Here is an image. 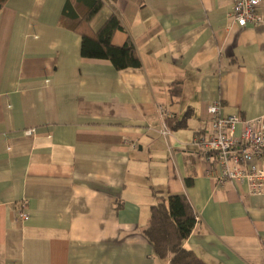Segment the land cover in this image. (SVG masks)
Instances as JSON below:
<instances>
[{
	"label": "crops",
	"instance_id": "crops-1",
	"mask_svg": "<svg viewBox=\"0 0 264 264\" xmlns=\"http://www.w3.org/2000/svg\"><path fill=\"white\" fill-rule=\"evenodd\" d=\"M66 1L0 10V264H170L143 234L157 190L188 196L207 264H264V193L218 184L193 143L216 101L264 117V0L247 26L233 0H103L91 28L116 15L141 59L120 70L81 54Z\"/></svg>",
	"mask_w": 264,
	"mask_h": 264
},
{
	"label": "trees",
	"instance_id": "trees-1",
	"mask_svg": "<svg viewBox=\"0 0 264 264\" xmlns=\"http://www.w3.org/2000/svg\"><path fill=\"white\" fill-rule=\"evenodd\" d=\"M8 0H0V10ZM104 6L103 0H67L60 23L78 31L82 36L81 54L89 58L109 59L120 70L140 67L141 59L134 44L129 40L123 46L113 44L116 31L123 29L116 15L93 31L91 21ZM186 114L182 120L173 123V127L186 125ZM187 186L193 184V178L185 179ZM157 190V202L151 206L149 222L143 234L153 246L157 259L167 260L170 264H207L184 243L197 226L196 210L188 196L180 194H161Z\"/></svg>",
	"mask_w": 264,
	"mask_h": 264
},
{
	"label": "built area",
	"instance_id": "built-area-1",
	"mask_svg": "<svg viewBox=\"0 0 264 264\" xmlns=\"http://www.w3.org/2000/svg\"><path fill=\"white\" fill-rule=\"evenodd\" d=\"M259 7L260 0H233L231 17L239 26L257 25L261 22ZM208 112L210 129L193 142L210 163L208 176L218 184L232 181L245 184L249 193H264V117L246 120L237 114L225 115L220 101L211 104ZM162 132L170 134L167 127ZM19 216L29 218L26 201Z\"/></svg>",
	"mask_w": 264,
	"mask_h": 264
}]
</instances>
